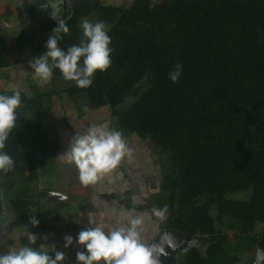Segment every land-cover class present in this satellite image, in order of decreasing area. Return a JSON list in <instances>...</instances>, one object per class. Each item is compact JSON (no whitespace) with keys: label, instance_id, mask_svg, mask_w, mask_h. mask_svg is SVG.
<instances>
[{"label":"trees","instance_id":"1","mask_svg":"<svg viewBox=\"0 0 264 264\" xmlns=\"http://www.w3.org/2000/svg\"><path fill=\"white\" fill-rule=\"evenodd\" d=\"M95 9L110 24L111 66L97 71L90 87L73 81L65 93L90 109L108 107L121 132L149 141L167 157L151 207L167 206L164 229L206 246L204 254L188 248L179 263L232 262L217 227L225 220L239 238L236 255L249 244L264 250V0H133L128 8ZM92 12L89 4L65 0L60 18L69 33L58 43L62 50L79 44L80 22ZM17 16V37L8 43L0 33V70L41 56L47 49L40 36L57 26L28 4L17 8ZM176 64L182 69L173 83L169 73ZM147 77L148 87L140 91ZM61 78L54 69L52 82ZM128 97L134 102L120 111ZM44 98L21 92L20 118L0 150L14 160L11 170L0 171V188L13 190L11 209L19 219L32 214V185L49 154L45 128L53 112ZM248 191V199L229 198ZM57 212L37 207L38 228ZM258 227L252 242L249 235Z\"/></svg>","mask_w":264,"mask_h":264},{"label":"clouds","instance_id":"2","mask_svg":"<svg viewBox=\"0 0 264 264\" xmlns=\"http://www.w3.org/2000/svg\"><path fill=\"white\" fill-rule=\"evenodd\" d=\"M64 3L65 0H45L39 5L44 10L52 9L50 15L57 26L45 44L47 51L29 60L28 64L33 70L34 79L46 83L51 80L53 70L59 69L66 81H74L82 89L88 88L97 71H107L111 66V38L104 22L84 18L80 22L82 39L79 44L62 50L58 43L63 39L62 34L69 33L66 21L60 18ZM181 69L182 65L176 64L169 73L173 83L179 81ZM20 105L19 89L13 88L11 95L0 94V150L5 148L8 135L16 124L15 113ZM130 154L120 131L107 130L105 126L94 124L84 134L75 135L67 151L59 158L73 164L79 182L88 187L111 174ZM13 165L12 157L0 151V171L7 172ZM151 211L156 218L164 220L168 208L166 205L163 208L153 207ZM38 223L35 218L31 220L33 225ZM143 223L142 217H133L127 226L107 227L89 218L88 226L76 237V243L85 249L76 253V264H159L155 248L142 242ZM64 240L65 248L73 243L72 236H65ZM35 243L36 237L32 235L30 244ZM64 260V252L54 250L53 258L50 253L27 245L0 255V264H63Z\"/></svg>","mask_w":264,"mask_h":264},{"label":"rangeland","instance_id":"3","mask_svg":"<svg viewBox=\"0 0 264 264\" xmlns=\"http://www.w3.org/2000/svg\"><path fill=\"white\" fill-rule=\"evenodd\" d=\"M74 6L76 4H89L93 8V12L90 16L86 17L92 22L102 21L100 18V13L96 11L95 6H118L123 8H128L132 4L133 0H67ZM97 1V2H96ZM163 0H152L153 3H160ZM45 0H0V33L3 38L8 42L11 43L18 35V31L20 30V24L18 21L17 16V8L19 6L28 4L30 6H34L46 17L51 18V11L52 9L49 8L44 10L39 7L40 4L44 3ZM103 22V21H102ZM106 26V30L110 28V24L104 22ZM51 34H43L39 38L40 43L47 42L49 36ZM39 57V56H38ZM35 57V58H38ZM25 59V60H15L14 65L9 68L5 69V71H0V90L1 91H9L13 88L19 89L21 92L26 94L29 97H35L38 95H45L44 104L47 107L51 108L53 112V118L49 120L48 124L46 125V131L48 134V144H49V154L46 159H44L41 167L39 168V177L32 185L34 192L33 197L31 198L30 202L32 204V214L29 216L28 219H19L17 218L11 209V198L13 190L11 191L2 190L3 200H2V211L0 212V255L5 254L8 251L18 250L23 246H31L36 248L37 243L41 248L40 251H45L46 245H42L44 243L43 236H39V232H42L45 238L48 240H56L53 242V249L56 251H60V246L57 243V240L62 238V236L67 233V229L69 228L70 224L69 221L61 222L62 216L64 215V211L62 210V204L59 202V209L58 212L55 213V216L48 221L47 227L43 229L38 228L37 225L31 224V220L33 218L36 219V211L38 208H43L47 210H51L56 208L57 201L50 200L47 198V193L49 190L56 189L57 184H60V181H55V177L59 175L62 171L64 173H69L70 169L65 167L64 165L58 166L57 156L56 153L59 151V146L65 141L67 138L63 135V132L66 130V124L63 120L64 114H66L67 118H71L70 111H73L74 107H77L82 111V109H87L86 102L83 99L78 100L75 104L73 100H71L65 93V91L73 84V81H66L64 78H61L57 82H52V80L48 82H42L40 80L33 78V70L29 67L28 61L35 59ZM8 70V71H7ZM3 77V79H2ZM149 77L144 79L141 82V85L138 88L141 90L147 89ZM51 95V96H49ZM47 97V98H46ZM134 99L128 97L125 102L118 107L120 111L127 110ZM75 106H74V105ZM77 109V108H76ZM89 110V109H88ZM88 113H84L87 115L82 114V133L89 128L86 126L92 125V123L97 125L105 126L107 130H118L116 118H114L111 114V110L108 107L101 108L100 110L94 111V109ZM69 121V120H68ZM72 121L75 122V119ZM16 123V122H15ZM100 123V124H99ZM66 127V128H65ZM72 129L75 130L78 127V124H72ZM121 132V131H120ZM123 139L125 140L128 148L133 151V154L139 155V157H145L148 159L156 160V170L162 173L161 180H160V191L155 192V189H152L151 194V203H154L156 198L158 197L159 193L161 192V184H162V176H163V169L164 167L168 166V160L165 155L161 152L156 150L154 146L149 141H143L140 138L129 135L127 133L121 132ZM129 142V143H128ZM132 156V155H131ZM55 159V160H54ZM139 162H144L143 158H138ZM137 163V162H136ZM73 174V173H72ZM151 182L155 183L154 185H158L159 180L156 179V176H151ZM57 182V183H56ZM46 193V197H41L40 194ZM250 196V192H242L229 195L230 199L233 200H245L248 199ZM5 198V199H4ZM5 200V201H4ZM65 204V203H64ZM79 209L78 207H75ZM217 214L216 210L211 211V215L215 217ZM4 215V217H3ZM37 220V219H36ZM228 220H225L224 223H218L217 227L222 231V243L228 244L230 247L227 249L228 255L230 257V261L226 262L225 264H254L255 253L257 248L256 244H249L248 248L245 251L240 252L236 255L235 248L237 243L239 242V238L234 231L228 230L227 228ZM262 231L261 227H258L255 233L249 235V238L252 242L255 241L258 234ZM34 235L36 237V243L30 244V238ZM51 243L50 241H48ZM229 242V243H228ZM250 242V243H252ZM188 248H197L200 250L201 253L204 254L206 246H201L195 240L190 241L187 247L184 249L186 251ZM38 250V249H37ZM182 251L180 254H183ZM54 254V252H53ZM179 254V255H180ZM53 256V255H52ZM179 258V257H178Z\"/></svg>","mask_w":264,"mask_h":264},{"label":"crops","instance_id":"4","mask_svg":"<svg viewBox=\"0 0 264 264\" xmlns=\"http://www.w3.org/2000/svg\"><path fill=\"white\" fill-rule=\"evenodd\" d=\"M89 111V107L80 111L76 105L73 111H70L71 118H67V115L64 114L63 120L67 128L65 127L66 130L63 132V135L67 139L59 146V151L56 153L57 156L54 158H57L56 161L58 166L62 164L69 168L70 172L64 173L62 171L57 175L55 181H60V184H57L56 189L49 190V193H47V198H51L50 200L52 201H57L55 205L56 209H59L60 202V204L63 205L61 207L62 210H66L64 211L61 222L66 223L69 221L70 224L67 229L68 232L57 240V243L59 242L60 251L65 254L63 264H76V253L85 250L76 243V237L81 230L88 226L89 218H93L97 222H102L107 227H119L127 226L133 217H142L144 220L141 229L142 242L150 246L166 231V229H164V224L167 216L164 220H160L156 218L151 211L152 203L150 198L153 191L152 189H155V192L160 191L159 185L162 175L160 171L156 170V166L158 165V163L156 164V160H152L151 158L148 159L143 156L139 157V155L132 153L134 149L133 151L129 149L131 154L122 160L117 169L99 180L96 184L84 187L79 182L78 172L75 166L59 158L67 151L75 135L84 134L82 133V114L88 113ZM72 118L73 120L75 119L76 124H78L75 130L71 127L72 124H75ZM85 123L88 127L94 125V123H92V125H88L87 122ZM138 158H143L144 162H139ZM151 176H156V179L159 180L157 186L154 185L156 182H151ZM38 232L40 237L43 236L44 243H42V245H46L45 251L53 255L54 258L53 242L55 243L56 240H48L44 237L42 232L39 230ZM65 236L73 237V243L68 248L64 247ZM36 248L41 250L39 243H37ZM178 256L176 259L177 262H172L170 259L167 260L165 258H163V262L167 264H180Z\"/></svg>","mask_w":264,"mask_h":264},{"label":"water","instance_id":"5","mask_svg":"<svg viewBox=\"0 0 264 264\" xmlns=\"http://www.w3.org/2000/svg\"><path fill=\"white\" fill-rule=\"evenodd\" d=\"M16 121L20 118V113L16 112ZM2 206L0 205V210ZM1 212V211H0ZM190 240L185 238L182 234L166 230L156 241L151 245L155 248V255L158 257L159 264H167L163 262V258L167 260L176 261L177 256L184 251ZM177 262V261H176ZM254 264H264V250L257 249Z\"/></svg>","mask_w":264,"mask_h":264},{"label":"flooded vegetation","instance_id":"6","mask_svg":"<svg viewBox=\"0 0 264 264\" xmlns=\"http://www.w3.org/2000/svg\"><path fill=\"white\" fill-rule=\"evenodd\" d=\"M5 199V198H4ZM2 200H3V195H2V189L0 188V205L2 206ZM5 201V200H4ZM2 208H3V206H2ZM2 208H1V210L0 211H2ZM3 217H4V215H3ZM1 226V225H0Z\"/></svg>","mask_w":264,"mask_h":264}]
</instances>
